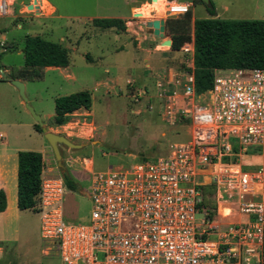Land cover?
<instances>
[{
	"label": "built area",
	"instance_id": "2783aa9c",
	"mask_svg": "<svg viewBox=\"0 0 264 264\" xmlns=\"http://www.w3.org/2000/svg\"><path fill=\"white\" fill-rule=\"evenodd\" d=\"M172 5L175 15L188 10ZM11 6L0 0V16ZM191 70L154 83L163 118L184 122L186 139L125 167L83 165L84 218L64 217L67 188L41 167L33 211L44 254L53 248L59 264H264V68L213 69L200 93ZM125 87L135 101L146 96L132 79ZM205 190L213 216L201 204Z\"/></svg>",
	"mask_w": 264,
	"mask_h": 264
},
{
	"label": "rangeland",
	"instance_id": "374dc122",
	"mask_svg": "<svg viewBox=\"0 0 264 264\" xmlns=\"http://www.w3.org/2000/svg\"><path fill=\"white\" fill-rule=\"evenodd\" d=\"M26 1L15 0V5L9 12L0 17V25L4 27V30H0V82L6 81L12 73L20 76L24 73L31 74L26 69L18 70L23 66V37L28 33H33L32 30L37 31L39 25L51 24L52 31L48 35L42 34L43 38L62 45L67 41H59L60 37L73 39L79 35L80 20L61 18L46 21L35 18L28 15L34 10L27 9L26 5L25 7L18 6ZM192 1L198 3L197 0ZM210 1L218 18L264 19V0H257V2L254 0ZM222 1L227 3L224 10L221 5ZM192 15L195 18L210 17L203 4H196L188 9L187 16L184 15V17L182 14L175 15L165 11L163 15H152L146 19H152L153 16L156 19H167L170 26L178 28L180 24L178 19L188 18L189 23L184 28L191 36ZM31 26L34 27L31 28ZM87 32L89 33V30ZM4 40L10 46L2 48L5 45ZM101 40L94 37H91L90 40L81 38L77 46L78 50L89 49L90 53L94 55L96 51L94 46L101 43ZM104 41L106 44L105 50H102L104 57L98 64H88L80 56L69 52V63L65 69L35 67L39 72V77L25 82L24 93L27 101L34 112L40 116L44 127V123L48 122L46 115H52L54 112V97L79 90H87L92 94L90 115H82V111L74 113L73 118H79V123L75 126L77 134L65 136L74 144H79L80 147L71 149L60 145L62 169L79 186L76 191L66 189L64 193V217L68 220L84 218L87 214L86 194L90 175L83 169V165L84 167L89 166L92 168L91 170L125 167L141 159L162 155L170 143L184 140L187 137V126L184 122L176 120L170 123L163 118L162 107L154 97V91L147 89L146 96L142 95L136 101L132 99V90L126 87L110 90L100 100L97 98L103 94L104 85L101 83L95 86L96 82L110 80L117 76L119 85L122 86L127 74L124 67L131 64V58H128L131 54L130 50L118 60L117 54L111 50L114 42L108 39ZM160 47L167 48L168 46L160 44ZM182 53L184 61L189 62L190 52ZM157 54L158 52L151 50L150 55ZM126 58L128 59L125 60ZM93 59V61H97L95 55ZM104 67L108 69L107 73L102 70ZM3 68L6 71H3ZM188 68L184 66L181 70H189ZM14 121L15 123L11 124ZM32 121L33 119L16 88L10 83H0V136L2 141L6 142L10 148L34 147L35 138L31 136L29 129L32 130V127L28 125V122ZM67 121L60 125H65ZM49 122L53 126L56 125L52 121ZM66 129H71V127L66 126ZM83 159L86 161H82ZM42 167L44 175L60 174L59 170L61 169L56 166L50 148L42 159ZM89 167L86 169L89 170ZM204 193L205 199L203 198L201 203L202 207L210 216H213L215 207L211 191L205 190ZM219 210L217 214H219ZM195 217H200V214H196ZM7 246L11 264H59V259L53 248L47 254H43L41 251L44 248V243L39 237L38 216L33 210H25L19 214L14 233L9 238Z\"/></svg>",
	"mask_w": 264,
	"mask_h": 264
},
{
	"label": "crops",
	"instance_id": "0c3cea01",
	"mask_svg": "<svg viewBox=\"0 0 264 264\" xmlns=\"http://www.w3.org/2000/svg\"><path fill=\"white\" fill-rule=\"evenodd\" d=\"M8 1L12 3V6L15 5V0ZM254 1L257 2V0ZM30 2L31 0H27L23 4H18V6L25 7V5ZM173 3H185L188 5V9H190V7H194L196 4H201L200 2L196 3L192 0H37L36 11L30 12L28 15L46 21L61 18H73L80 20L81 24L79 27V35H77L73 39L69 37H60L59 41L63 42L66 40L67 42L64 45H62L61 43L58 44H60L67 50V56L69 52H73L74 54L80 56L81 59H84V61L88 64H98V62L103 59L104 52L102 50H105L106 48V44H104V40L106 39L114 42L111 50L114 51L115 54H117L118 60H120L124 56L123 54H126L127 51H131V54L128 57L131 58V64L124 67V70H127V74L123 80L122 86L119 85L117 76H114V78L110 80L96 82L95 86H98L101 83L102 85H104V89L102 90L103 94L100 97H97L100 100L103 98V96H106V93L110 90L124 89L126 79H132L138 87L143 86L144 88L149 89L153 92L155 88L154 83L156 78L161 77L163 80L171 79L173 75H177L182 72V67L186 66L189 67V69L192 68V42L188 45L191 48V51H189L190 60L186 63L183 58V51L180 48L179 50H171L169 47H160V44H162V40L166 38L170 39V34L167 32L164 19V37L162 39L153 36L151 28L146 26L145 24L146 20H151L146 19V17H152V15L157 14H165V11L168 10L167 7H169V5H172ZM221 5L222 9L224 10V8H226L227 6V3L222 1ZM11 7L9 8V10L11 9ZM67 12L75 13L71 14ZM135 13H139L140 15H136ZM3 16L4 15H1L0 17ZM213 17L218 16L215 15ZM93 18L120 19L123 21L124 29L118 30L114 27L100 28L94 26L91 23V20ZM194 19L197 18L193 17L192 15L191 38L192 21ZM15 26L18 27V25ZM33 27L34 26H31V28ZM0 30H4L3 25H0ZM87 30H89V33L87 32ZM51 31V24H41L39 25L37 31L32 30L33 33H28L26 35H48ZM41 37H43V35ZM91 37L102 39L101 43H98L94 46L96 49L94 53L95 58L97 59L96 62L93 61L94 55L90 53L89 49L78 50L77 47L81 38L90 40ZM154 39L158 41L156 42ZM3 42L6 43V40H4ZM151 50L158 52V54L150 55ZM177 53H179V55H177ZM128 58H126L125 60H127ZM68 63L65 67L46 66L45 68L61 70L65 69L68 66ZM20 69H26L30 71L31 74L24 73L22 76H18L12 73L9 76H11L12 79L20 80L23 83L25 90L26 80L38 78L39 72L35 67H25L24 65L18 70ZM102 70L105 73H107L108 71L106 67H104ZM3 71H6V69L3 68ZM33 72L38 73V75L33 76ZM0 83L9 82L7 79L6 81ZM91 96L92 94H90V99ZM80 111H82V115H90L91 113L90 107L88 110L79 108L70 113L69 119L65 125L54 126L49 122L51 121L53 114L46 115L48 118V122L44 123V125L47 130L53 133L63 134L64 136L77 134L75 126H77V124L79 123V118H73V114ZM14 123L15 121L11 124ZM33 124L34 121L28 122V125L32 127V130L29 129L31 136L35 138L33 143L34 147H27L25 149L10 148L6 144V142L2 141V137L0 136V192L2 194L0 196V203L3 205V209L0 210V264L10 263L7 246L8 240L12 236V233H14L16 221L19 214L25 210H30H19L16 205V153L18 150H33L39 152L41 158L43 159L49 149L42 136V133L35 131L33 129ZM66 126L71 127V129H66ZM89 169L91 170L92 168L89 167Z\"/></svg>",
	"mask_w": 264,
	"mask_h": 264
},
{
	"label": "trees",
	"instance_id": "16d2710c",
	"mask_svg": "<svg viewBox=\"0 0 264 264\" xmlns=\"http://www.w3.org/2000/svg\"><path fill=\"white\" fill-rule=\"evenodd\" d=\"M203 4L200 0H197ZM211 16L192 21V38L185 30L188 18L178 19L179 26L174 28L165 19L170 34L171 50H179L183 43L192 41V75L197 93L210 88L212 71L218 68H264V19H224L213 17L215 9L205 7ZM188 10L182 14L187 16ZM92 25L100 28L114 27L124 29L123 21L117 18H93ZM3 45V44H2ZM10 46L5 43L3 48ZM23 65L25 67H65L68 63L67 50L60 44L44 39L40 35H25L22 45ZM33 76L38 73L33 72ZM19 76V74H18ZM11 78V76H9ZM91 104L87 90H79L53 98L51 121L60 125L67 121L70 113ZM33 129L42 133L34 123ZM42 158L33 150H18L16 153V205L19 210H33L35 195L39 187V174ZM68 190L76 191L79 186L65 170H59ZM0 192V196H1ZM3 205L0 203V210Z\"/></svg>",
	"mask_w": 264,
	"mask_h": 264
},
{
	"label": "water",
	"instance_id": "95a60500",
	"mask_svg": "<svg viewBox=\"0 0 264 264\" xmlns=\"http://www.w3.org/2000/svg\"><path fill=\"white\" fill-rule=\"evenodd\" d=\"M200 1L203 3L205 7L211 8L210 0H200ZM34 3H35V0H31L30 3L26 4V8L29 10H32V8H34V11H36L37 9L36 6L33 7ZM135 14L137 15V13ZM145 24L146 26L151 28L153 36H155L156 38H160V39L164 37V33H163L164 20L163 19L153 18L151 20H146ZM170 43H171V40L168 38L162 40V44L168 47L170 46ZM8 82L16 88L19 97L23 101L24 106L29 112V114L31 115L34 123H36L41 128L42 136L52 152L53 158L56 161V166L62 169L63 167L61 165L60 145L65 146L67 148H71V149H77L80 147V145L74 144L62 134H57L51 131H47L42 124L40 116L34 112L33 108L28 103L27 98L24 93L23 83L20 80L12 79L10 77H8Z\"/></svg>",
	"mask_w": 264,
	"mask_h": 264
},
{
	"label": "bare ground",
	"instance_id": "6f19581e",
	"mask_svg": "<svg viewBox=\"0 0 264 264\" xmlns=\"http://www.w3.org/2000/svg\"><path fill=\"white\" fill-rule=\"evenodd\" d=\"M36 6L37 8V0H35V3L33 4V7ZM169 6H173V5H169ZM32 10H34V8H32ZM137 15H140L139 13H137ZM87 165V164H86ZM223 211L219 210V216L222 217V216H225L227 215V210L226 209H222Z\"/></svg>",
	"mask_w": 264,
	"mask_h": 264
}]
</instances>
